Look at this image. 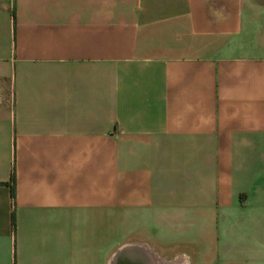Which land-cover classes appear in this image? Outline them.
I'll use <instances>...</instances> for the list:
<instances>
[{
    "label": "crops",
    "instance_id": "crops-1",
    "mask_svg": "<svg viewBox=\"0 0 264 264\" xmlns=\"http://www.w3.org/2000/svg\"><path fill=\"white\" fill-rule=\"evenodd\" d=\"M113 254L264 264V0H0V264Z\"/></svg>",
    "mask_w": 264,
    "mask_h": 264
},
{
    "label": "rangeland",
    "instance_id": "rangeland-1",
    "mask_svg": "<svg viewBox=\"0 0 264 264\" xmlns=\"http://www.w3.org/2000/svg\"><path fill=\"white\" fill-rule=\"evenodd\" d=\"M107 227H111V228H113V223L112 222H110V223H107ZM136 224H133V226H132V228L130 229L129 227H127V232H130L131 234L132 233H143V234H145V226L143 225V226H141V227H136L135 226ZM130 240H131V238H129ZM128 240V239H127ZM111 250H114V248L118 245V244H115L114 242H112L111 243ZM173 256L174 255H168L167 256V258H170V260H173ZM172 263V262H171Z\"/></svg>",
    "mask_w": 264,
    "mask_h": 264
},
{
    "label": "water",
    "instance_id": "water-1",
    "mask_svg": "<svg viewBox=\"0 0 264 264\" xmlns=\"http://www.w3.org/2000/svg\"><path fill=\"white\" fill-rule=\"evenodd\" d=\"M114 257L115 255L113 254L108 262V264H114Z\"/></svg>",
    "mask_w": 264,
    "mask_h": 264
},
{
    "label": "bare ground",
    "instance_id": "bare-ground-1",
    "mask_svg": "<svg viewBox=\"0 0 264 264\" xmlns=\"http://www.w3.org/2000/svg\"><path fill=\"white\" fill-rule=\"evenodd\" d=\"M184 262V261H183ZM171 264V263H170ZM183 264V263H182Z\"/></svg>",
    "mask_w": 264,
    "mask_h": 264
}]
</instances>
